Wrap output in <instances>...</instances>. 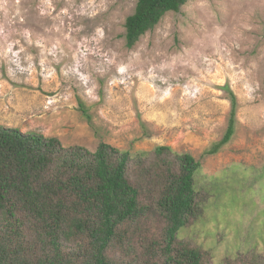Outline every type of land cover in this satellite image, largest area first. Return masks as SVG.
Instances as JSON below:
<instances>
[{"label": "rangeland", "instance_id": "rangeland-1", "mask_svg": "<svg viewBox=\"0 0 264 264\" xmlns=\"http://www.w3.org/2000/svg\"><path fill=\"white\" fill-rule=\"evenodd\" d=\"M137 1L0 0V126L92 151L166 145L204 182L233 177L179 231L220 259L264 221V0H188L129 48Z\"/></svg>", "mask_w": 264, "mask_h": 264}, {"label": "trees", "instance_id": "trees-1", "mask_svg": "<svg viewBox=\"0 0 264 264\" xmlns=\"http://www.w3.org/2000/svg\"><path fill=\"white\" fill-rule=\"evenodd\" d=\"M187 2L138 0L127 46ZM233 133L231 123L221 145ZM203 177L192 154L170 146L131 153L104 142L92 151L0 126V264H264V221L220 259L180 238L228 178Z\"/></svg>", "mask_w": 264, "mask_h": 264}]
</instances>
